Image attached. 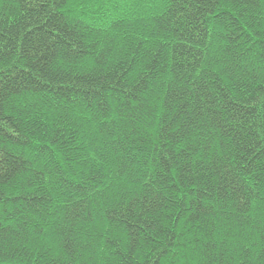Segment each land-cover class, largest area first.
<instances>
[{"label":"trees","instance_id":"obj_1","mask_svg":"<svg viewBox=\"0 0 264 264\" xmlns=\"http://www.w3.org/2000/svg\"><path fill=\"white\" fill-rule=\"evenodd\" d=\"M0 264H264V0H0Z\"/></svg>","mask_w":264,"mask_h":264}]
</instances>
